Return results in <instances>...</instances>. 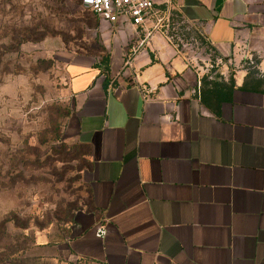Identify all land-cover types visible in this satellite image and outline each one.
Wrapping results in <instances>:
<instances>
[{"label": "crops", "instance_id": "0c3cea01", "mask_svg": "<svg viewBox=\"0 0 264 264\" xmlns=\"http://www.w3.org/2000/svg\"><path fill=\"white\" fill-rule=\"evenodd\" d=\"M154 1L140 26L100 19L108 63L70 62L93 208L36 247L54 264H264V0Z\"/></svg>", "mask_w": 264, "mask_h": 264}, {"label": "rangeland", "instance_id": "374dc122", "mask_svg": "<svg viewBox=\"0 0 264 264\" xmlns=\"http://www.w3.org/2000/svg\"><path fill=\"white\" fill-rule=\"evenodd\" d=\"M102 30L82 0H0V264L20 248L44 253L37 232L86 208L90 158L72 136L68 70L105 64Z\"/></svg>", "mask_w": 264, "mask_h": 264}, {"label": "built area", "instance_id": "2783aa9c", "mask_svg": "<svg viewBox=\"0 0 264 264\" xmlns=\"http://www.w3.org/2000/svg\"><path fill=\"white\" fill-rule=\"evenodd\" d=\"M83 5L91 10L99 19L115 24L122 17H126L133 25L140 26L155 8L154 0H82ZM247 69L258 68L256 60L249 56L246 58ZM264 76V73L262 74ZM107 234L105 225L97 229V235L104 237Z\"/></svg>", "mask_w": 264, "mask_h": 264}, {"label": "trees", "instance_id": "16d2710c", "mask_svg": "<svg viewBox=\"0 0 264 264\" xmlns=\"http://www.w3.org/2000/svg\"><path fill=\"white\" fill-rule=\"evenodd\" d=\"M108 62H109V54L105 58V63H108ZM80 145L82 147H85L87 150V153H88L87 146L85 144H82V143H80ZM90 167H91V160H89V165L86 169H89ZM87 187H88L87 193H88L89 197H88V202L85 204L86 205L85 209L89 210V209L93 208V202H92V193H91L92 191L88 185H87ZM65 220H66L65 222H67V224L73 222L74 217L72 216L70 211H69V214H67ZM20 252H21V254H20ZM24 252H25V250L20 248V250L11 251V252L4 254V257H2L1 264H54L50 258H48L44 255L37 254L33 258H30L27 256L25 257Z\"/></svg>", "mask_w": 264, "mask_h": 264}]
</instances>
